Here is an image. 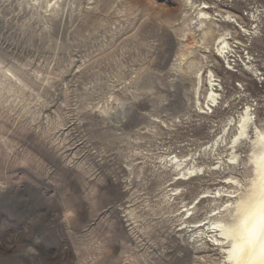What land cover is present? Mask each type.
<instances>
[{
  "label": "rangeland",
  "instance_id": "1",
  "mask_svg": "<svg viewBox=\"0 0 264 264\" xmlns=\"http://www.w3.org/2000/svg\"><path fill=\"white\" fill-rule=\"evenodd\" d=\"M57 1L0 0V264H226L212 222L255 177L229 142L247 105L264 128V0H194L258 9L229 69L183 0Z\"/></svg>",
  "mask_w": 264,
  "mask_h": 264
},
{
  "label": "bare ground",
  "instance_id": "2",
  "mask_svg": "<svg viewBox=\"0 0 264 264\" xmlns=\"http://www.w3.org/2000/svg\"><path fill=\"white\" fill-rule=\"evenodd\" d=\"M58 1L55 0V3ZM186 6H189L195 11L197 18L196 31L201 35V41L206 49H211L216 51V56H222L223 60L226 62V68H230L231 62H235V59H231L237 55V47L235 43L242 44L239 36H247V38H253L260 32V27L258 20L260 16L255 14V11L251 10L248 12V17L251 18V23L248 24L243 20L242 16H237L230 11H225V15L220 13L218 18L213 15L207 9L210 7L207 1H203L196 4L194 0H183ZM218 6V5H217ZM254 18V20H253ZM253 21L256 24L253 27ZM223 23L229 24L230 28L222 26ZM242 62L245 70L250 72H257V67L255 64L254 57L247 52L246 57H242ZM247 58V59H246ZM237 60V59H236ZM195 63L192 60H187L185 64L182 61L177 62V67L180 70H191ZM201 68H198L196 72L199 73ZM210 76L208 78L207 92L205 96L206 106L211 108L215 102V96L217 94L215 75L213 71L209 69ZM198 82L202 81V75L197 76ZM201 108L204 109L203 105ZM255 114L251 109L250 105H247L241 112L236 124H235V134L233 139L229 142V147L234 150L236 143L240 139H247L251 144V155L250 159L253 163L255 177L252 180L251 187L245 192L244 196L240 198L238 203L235 205L234 210L237 213L235 222L230 223L223 220H216L212 222L218 228L220 232V239L227 240V246L224 250L226 256V264H244L248 256L252 253V248L246 246V250L243 257L232 251L233 246L236 244L245 245L246 244V226L243 223L245 219L249 220V227L251 226V220L259 216L261 210H264V128H260L255 123ZM254 133V137L250 133ZM215 143H213L214 145ZM211 145V146H213ZM237 158L236 153H231V160ZM177 161V160H175ZM179 163L176 162V165ZM197 169L195 167L188 168L187 173L192 175ZM184 175L186 173H183ZM220 191L217 190V193ZM219 241V240H218ZM258 247V245H257Z\"/></svg>",
  "mask_w": 264,
  "mask_h": 264
},
{
  "label": "snow or ice",
  "instance_id": "3",
  "mask_svg": "<svg viewBox=\"0 0 264 264\" xmlns=\"http://www.w3.org/2000/svg\"><path fill=\"white\" fill-rule=\"evenodd\" d=\"M243 223L246 226V244H236L233 246L232 251L243 257L246 246H250L252 253L244 264H264V210H261L257 218L251 220L250 227L248 226V219H245Z\"/></svg>",
  "mask_w": 264,
  "mask_h": 264
}]
</instances>
